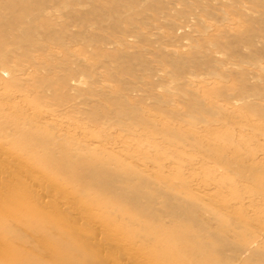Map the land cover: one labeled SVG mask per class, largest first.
I'll list each match as a JSON object with an SVG mask.
<instances>
[{
	"label": "rangeland",
	"instance_id": "rangeland-1",
	"mask_svg": "<svg viewBox=\"0 0 264 264\" xmlns=\"http://www.w3.org/2000/svg\"><path fill=\"white\" fill-rule=\"evenodd\" d=\"M0 170L85 264H264V0H0Z\"/></svg>",
	"mask_w": 264,
	"mask_h": 264
},
{
	"label": "bare ground",
	"instance_id": "bare-ground-1",
	"mask_svg": "<svg viewBox=\"0 0 264 264\" xmlns=\"http://www.w3.org/2000/svg\"><path fill=\"white\" fill-rule=\"evenodd\" d=\"M29 150H31V149H29ZM30 157L33 159L34 157H36V153L32 152ZM39 161H40V166L46 167L43 159H41ZM4 162H7V161H4ZM8 163H10V162H8ZM56 164H55L56 166L55 165L53 166L55 168L51 171V173L63 174L65 172H67L68 174H70L72 176L71 182L75 183V181H76L79 184H81V182L78 180L79 177H78V179L76 177V176H79L78 174H76V170L72 169V171H71V170L66 169L65 163H60L59 165H58V163H56ZM46 169H47V167H46ZM47 170L50 171L49 169H47ZM0 173H2L1 170H0ZM9 175L10 174H8L6 177H9ZM2 176H1V178L3 179ZM3 180H5V179H3ZM4 183L5 182H3V184ZM7 185L8 186L4 185L2 187L5 190H10V189H8L9 184H7ZM19 188L21 189L23 187H19ZM14 189L18 190V194H15V196H14L15 198L10 199V200H8V199L7 200H4V199L0 200V202H1L0 203V264H39L40 262H43V261L38 260L35 263L30 257H25L22 259H19L17 257V256H19V250L18 249H22V248L15 242L16 238H21V237L18 234L13 233L14 231H12L11 226L14 223H22V225L27 224L29 229L30 230L32 229L34 233H37V234L39 233L42 236H44L45 238H47L48 236H51L55 240V241L52 239L50 240V242H52L53 244H59L60 243L59 246H60L61 250L57 249L52 244L50 245V247H48L47 245H41L38 247L40 250H42V252H45L43 254H48L49 252L50 253L54 252V257H53L54 261L52 260L53 263L52 262H49V263L45 262L42 264H85L83 261V258H82L81 250H79V248H78V242L76 240H74L71 233L67 230L63 231L61 229H58L55 226V224H53V223H59L57 220L53 219L51 216L49 218H47V215H45V213L42 212L40 208L33 206V205H30V204H27L25 202V195H23V193L20 192V189H18L16 187V185H15ZM0 193L2 194L3 192H0ZM77 193H78V195L84 194V192H82L81 190L77 191ZM35 201H36V199H35ZM25 236H23V241L28 240L27 241V245H28V242L30 241L29 240L30 236H28L29 238H27ZM31 242L33 244V240H31ZM29 246H30V244H29ZM49 249H50V251H49ZM173 254L177 256L176 251H173ZM176 256H174V257H176Z\"/></svg>",
	"mask_w": 264,
	"mask_h": 264
}]
</instances>
